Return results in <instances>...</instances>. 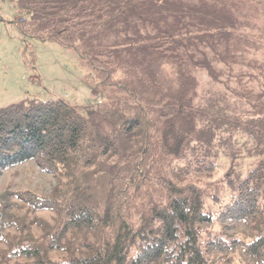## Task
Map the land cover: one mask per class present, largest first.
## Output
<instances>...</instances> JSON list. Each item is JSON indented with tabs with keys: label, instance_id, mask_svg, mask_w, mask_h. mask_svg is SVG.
Returning <instances> with one entry per match:
<instances>
[{
	"label": "trees",
	"instance_id": "16d2710c",
	"mask_svg": "<svg viewBox=\"0 0 264 264\" xmlns=\"http://www.w3.org/2000/svg\"><path fill=\"white\" fill-rule=\"evenodd\" d=\"M0 1L19 11L20 26L80 53L76 42L83 31L107 23L126 3L139 0ZM259 4L216 2L219 13L228 16L236 7ZM186 28L181 24L171 34L164 32L133 49L132 63L114 51L104 59L81 53L95 71L97 84L108 92L95 105H71L55 98L0 107V174L38 160L44 172L60 176L61 185L50 195L0 194V241L11 228L26 230L22 239H30L8 252V259L15 260L11 264H235V259L239 264H264V227L247 238L215 235L212 216L203 211L202 193L154 173L159 159H181L195 132L188 106L192 81L179 75L165 82L150 68L160 59L181 67ZM238 96L257 111L258 120L243 128L256 142L261 159L241 177L240 166L231 158L225 174L230 200L216 218L226 232L264 214V91ZM193 139L212 142L202 133ZM194 163L193 169L201 173L216 167L202 159ZM153 187L163 200L155 198ZM12 198L31 212H56L55 224L46 227V243L31 236L15 214ZM50 251L65 256L54 260Z\"/></svg>",
	"mask_w": 264,
	"mask_h": 264
},
{
	"label": "rangeland",
	"instance_id": "374dc122",
	"mask_svg": "<svg viewBox=\"0 0 264 264\" xmlns=\"http://www.w3.org/2000/svg\"><path fill=\"white\" fill-rule=\"evenodd\" d=\"M217 1L126 3L107 23L80 34L76 42L80 53L45 39L28 26H20L16 23L21 16L19 11L8 1H0V107L55 98L71 105H95L104 101L108 92L97 84L95 71L80 57L81 53L104 59L109 51H114L132 63L133 49L154 42L164 32L171 34L181 24L189 26L185 30L186 53L181 67L176 68L165 59L149 64L165 82L179 75L192 81L194 90L188 106L195 127L193 138L202 133L212 142L203 144L191 138L181 159H159L154 173L178 185L193 186L202 193L203 211L212 216L215 235L226 237L227 233H235L247 238L258 233L264 227V214L228 232L222 230L216 218L230 200L225 174L231 158L240 166L241 177L261 159L256 142L243 128L250 121L258 120L257 111L238 92L254 90L261 94L264 91V0H258L259 5L236 7L235 13L229 16L219 13ZM196 159L213 162L216 167L212 172L195 171ZM57 188L61 189L60 176L44 172L38 160L27 161L0 174V194L31 191L50 195ZM152 191L156 199L163 200L164 195L158 188L153 187ZM12 200L16 204L15 214L29 227L31 236L46 243V227L55 224L56 212H31L22 201ZM25 233L26 230L21 233L13 228L5 233L0 241V261L7 264L15 261L8 259V252L18 242L30 241L22 239ZM48 255L61 260L65 252L50 251ZM234 263L239 264L236 259Z\"/></svg>",
	"mask_w": 264,
	"mask_h": 264
}]
</instances>
